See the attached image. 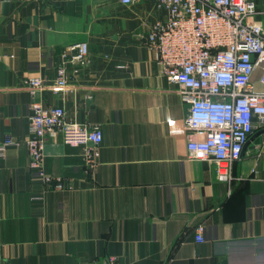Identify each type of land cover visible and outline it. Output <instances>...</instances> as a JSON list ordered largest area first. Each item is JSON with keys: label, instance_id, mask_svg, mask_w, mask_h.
Masks as SVG:
<instances>
[{"label": "crops", "instance_id": "1", "mask_svg": "<svg viewBox=\"0 0 264 264\" xmlns=\"http://www.w3.org/2000/svg\"><path fill=\"white\" fill-rule=\"evenodd\" d=\"M166 14L157 0H0V145L18 142L0 152V264H264V128L231 182L188 159L189 104L144 44ZM81 42L89 61L59 88L63 53ZM30 77L45 105L103 131L93 168L83 145L48 135L44 167L65 188L29 167Z\"/></svg>", "mask_w": 264, "mask_h": 264}, {"label": "built area", "instance_id": "2", "mask_svg": "<svg viewBox=\"0 0 264 264\" xmlns=\"http://www.w3.org/2000/svg\"><path fill=\"white\" fill-rule=\"evenodd\" d=\"M157 5L167 14L153 23L144 44L155 52L165 77L179 85V94L189 104L188 159L209 161L218 180L231 182L234 164L248 139L255 128H264V23L260 19L264 9L255 0H157ZM89 54L87 42L64 51L56 80L59 88L67 87L68 65H86ZM25 85L33 97L26 140L29 167L47 185L65 188L67 183L44 167L48 135L61 131L66 143L83 145L86 162L93 168L103 131L69 121L64 107L37 99L44 87L41 77L27 78ZM17 143L8 138L0 152ZM203 229V224L197 227L199 242L205 240ZM109 263L120 264L115 256L109 257Z\"/></svg>", "mask_w": 264, "mask_h": 264}]
</instances>
